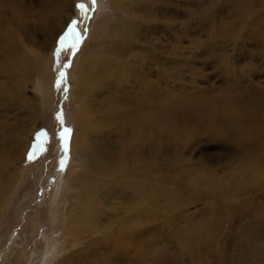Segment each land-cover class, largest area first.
I'll return each instance as SVG.
<instances>
[{"label":"rangeland","instance_id":"1","mask_svg":"<svg viewBox=\"0 0 264 264\" xmlns=\"http://www.w3.org/2000/svg\"><path fill=\"white\" fill-rule=\"evenodd\" d=\"M242 1L121 0L129 13L109 0L94 5L89 0H14L18 11L9 8L3 16L7 30L14 36L26 34L27 42H33H28L31 57L49 64L37 72L38 90L28 83L13 105L6 104L19 94L0 75V176L13 178L10 186H0V264H264V108L259 101H264V0L250 3V15L238 16L235 10L239 3V9L244 7ZM79 3L88 7L87 18ZM58 12L65 13L59 24H65L62 37L76 20L80 43L73 51L75 37H69L51 57L52 47L45 42L54 38L49 30ZM150 14L149 32L134 31L132 25L140 29L137 22L142 15L150 20ZM104 26L107 35L99 44L105 49L93 72L109 78L111 88L91 93V115L111 120L100 135L94 134V144L104 162L135 170L131 179L144 183L149 198L141 205L122 191L102 194L99 222L82 227L81 241H74L68 219L82 197L75 188L83 173H92L71 147L80 111L69 91L77 56L96 44ZM94 55L90 51L86 60ZM49 66L51 81L44 76ZM144 77L164 92L161 127L135 133L141 128L136 110L146 98ZM48 86L51 99L41 106L39 98ZM251 97L255 99L248 103ZM224 100L227 106L233 101L247 106L241 117L257 115L250 123L257 134L237 137L222 119L214 123L201 117L205 108ZM195 112H200L198 120ZM32 121L21 165L14 158L16 143ZM185 121L187 137L182 139L177 126ZM93 123L96 129L99 123ZM65 128L70 130L65 134L67 155L61 140ZM143 145L144 159L129 158ZM113 178L108 181L117 188ZM119 183L133 191L141 188L128 180ZM132 207L143 209L135 215L128 210ZM119 236L120 249H114L111 240Z\"/></svg>","mask_w":264,"mask_h":264},{"label":"bare ground","instance_id":"2","mask_svg":"<svg viewBox=\"0 0 264 264\" xmlns=\"http://www.w3.org/2000/svg\"><path fill=\"white\" fill-rule=\"evenodd\" d=\"M253 1L254 0H243L241 2V4L244 6L242 9L238 8L240 3L237 4L235 14L238 16H241L242 14L250 15V12L248 11V8H249L248 6ZM120 2L121 0H109V3L112 4L114 7L118 8L119 11L121 8L122 9L121 12L128 11L129 13H131V9L126 8L125 4L121 5ZM11 3L12 5L9 4L8 1L6 2L4 0H0V68L2 69V71H0V75L2 79L5 78L6 80H9L14 94L15 95L19 94V95L9 100L6 104L7 106L12 104L16 100L19 101L20 93H24L25 88L27 87L28 83L32 82L33 86H35V89L38 90L37 86L39 85V75L37 74V72L39 71L41 67L47 66L49 64V61L47 59H39V58L31 57V54L33 52L30 51L28 47V42L30 43H33V42L30 38L28 39V42H27V39L24 37L26 34L21 33L22 35L20 36H14L10 32V29L7 30V27H9L10 25L8 24V22H6V20L3 19V16L8 13L9 8H12L18 11L14 0H11ZM18 8H19V5H18ZM141 13H143L142 10H141ZM58 14H59V17L56 19L54 27L49 30V33L54 35V38H52V40L49 39L48 42H45L47 46L52 47L51 57L54 56L55 52H59L62 49L61 46H63L61 45V39H62V33L65 30V27H64L65 24H62L60 26L59 24L65 21V13L58 12ZM152 17H153V14H150L149 15L150 20H149V19H146L144 15H142L141 17L142 20L137 22V25L140 26V29H138L133 24L132 26H134L133 27L134 31L136 30L137 32H139L145 28L146 32H149L150 27L148 23H150V21L152 22ZM23 28L19 27V29H23ZM241 31H242V26L237 31L236 35H239ZM129 32H131V30L128 32H124V33H129ZM106 35H107V28L104 26L101 29L98 36L96 37V40H95L96 44L90 46L89 48L86 47L87 49L84 48L83 50L86 49V51L80 52V54L77 56V63L74 68L73 77H71L73 83L70 85L69 95L72 98V100L77 104V106L79 107V111H80L79 116H77L78 119L76 122V126L74 128L75 129V134L73 135L74 138H72L73 140L71 139V142H72L71 147H72L74 154L79 156L80 160L83 161V165L86 168V171H89V174L92 173L91 175H86V173L85 174L81 173L83 177H81L80 176L81 174H80L79 175L80 178L76 176L79 178L78 184L80 186L76 188L74 187V188H75L76 193L82 197L78 198V202L75 203V207H76V212H74L75 214L70 215V216L68 215L69 217L73 216V218L70 219L67 216L69 218L68 221L69 220L72 221L71 227H73V230L69 231L68 234H69V237H71L74 241H79V240L81 241L82 235L81 236L79 235L83 232L82 227L86 226L89 229L91 226L97 225L96 222L99 220V217H100L99 215L101 214L100 208H99L100 206L99 201L101 199L100 196L102 197V194L107 193V195L111 196L113 192L114 194H116L122 191V194L124 195L125 198H127V200H130L133 204L136 203V204H141V205L146 203L147 197L149 198V194L145 188L144 183L142 181L138 182L137 179L135 178L131 179L133 173L136 172L135 170L130 169V171H127L125 168L126 167L125 165L123 166L121 164L114 165L112 163L113 161L104 162L103 154L100 153L99 150L97 149L99 148V146L97 147L94 144L96 138H98L94 134L96 133L100 135L101 131H103V129H105L108 126L107 124L111 120V119L96 120L97 117H94L91 115L92 111H91V100H90V95L95 90L99 89V90H104V91H110V88H111L109 78H104L103 80L101 79L100 75L96 76V73L94 74L93 72L97 70L96 67L98 66L97 59H99L98 57L99 53L101 52V50L105 49L103 48V45L100 47L99 43L101 42L102 44L104 43ZM260 39L264 40V36H260ZM109 48L114 51H116L117 49L115 45H111ZM90 51H93L95 53L94 55L95 59L92 61L90 59L86 60V58L90 54ZM120 67L123 68V65L121 64ZM50 68H51L50 66L47 67L46 72L44 73V76H47L49 81H51L52 79V77L48 76L49 75L48 73L50 72L49 71ZM139 77L143 78V75ZM159 79H162V76H159ZM143 80H146L145 77L144 79H142V81ZM125 81H128V77L125 78ZM146 82L148 81L146 80ZM142 85H143V93L146 95V98L143 103L139 104L136 110L137 116L135 120L137 123V127L140 125L141 128L135 133H139V131L145 132L146 127L160 129L161 127L160 120L163 114V111L160 107V102H161L162 97L164 98V92H162L161 88H157V86H155L156 84L153 82H148L146 84L142 83ZM39 93L41 92L39 91ZM51 95H52V91H51L50 86H48L47 93L45 94V96H42L39 98V100L41 99L40 100L41 106H42V103L43 105L49 103L51 99ZM254 99L255 98L251 97L247 100V102L252 103ZM154 101L158 104H156ZM225 101L226 100H224L223 103L219 102V103L212 104L210 108H205L201 113V117L205 119H213L214 123L222 119L223 125L224 124L228 125V128H230V130L236 136L238 134L239 137L241 136L252 137L255 134H257L254 132V129H252L253 127L251 128V125H250L251 119L252 118L255 119L254 117L255 116L257 117V115H246V116L241 117L243 115V112L247 109V106L243 105L242 103L236 102V101H233L234 104L230 103L231 105L227 106ZM259 101L263 104V108H264V101L262 100H259ZM148 110L149 112L148 114H146ZM261 114H264V109ZM197 115H199V117L196 118L198 120L200 118V112L199 113L195 112L194 117ZM246 118H250L249 121L245 125H240L243 119L245 120ZM35 122L36 121L34 122L32 121L30 123L29 128L23 129V134L19 137V140L16 143V151L14 154V158L17 161L16 163L19 162V164L21 165L26 159L25 152H28L26 150L29 149L28 147L29 143L27 140L28 134L31 131H33L32 126H34ZM93 122L99 123L96 129H94ZM187 124L188 122L185 121L181 128L177 126V135L182 139H186L187 137V135L184 134V132H182L184 129H186L185 127L187 126ZM156 129H154V132H157ZM221 129L224 130L225 128L222 127ZM230 130L229 132H231ZM219 131L220 130H217L215 134H217V132ZM24 134L26 135L25 139L23 138ZM137 148L139 149V151H137L138 150ZM144 148H145L144 145L135 147L134 151H132L129 158L132 157L135 160L137 159L138 160L137 162L141 160V156H142V159H144L145 155H142V153L146 154V152H143ZM140 149H143V150H140ZM123 153L124 152L120 153V156L125 159L126 157H124ZM7 159L9 161V157ZM132 167L134 168V165ZM143 169L146 170L147 168H143ZM138 171L140 172L141 170H138ZM85 175H86V179L83 180L82 178H84ZM110 177H114L117 179V188H116V184L111 185L112 183L108 181ZM145 177L143 178L145 179ZM74 179H73V182H74L73 184L77 183L76 181H74ZM87 179H89V181H86ZM133 179L136 180L137 182L133 181ZM12 180L13 178L10 181H8V179L5 176H0V186L2 182H4V185L8 187L11 185ZM123 180H128L131 182L132 186L135 184L137 186H140L141 188L139 190L135 189L134 191L129 190L126 188V185L130 187L129 184L122 185L119 183V181H123ZM115 188L117 190H115ZM142 209L143 208L137 207V209H135L132 207L128 210H131L134 212L135 215H138L140 214L141 212L140 210ZM70 213L71 212H69V214ZM94 229H96V227ZM86 236H88V234ZM121 240L122 239L120 236L113 239V241L111 240V243L113 244L114 249H120L119 248L120 242L123 241ZM129 245L131 246V244Z\"/></svg>","mask_w":264,"mask_h":264},{"label":"snow or ice","instance_id":"3","mask_svg":"<svg viewBox=\"0 0 264 264\" xmlns=\"http://www.w3.org/2000/svg\"><path fill=\"white\" fill-rule=\"evenodd\" d=\"M89 2L91 4H95L96 0H89ZM78 9L80 10V14L82 17L87 18V14L89 12L88 7H86V5L84 3H79L77 4ZM78 21L73 20L71 25L68 28V31L65 33V36L62 37L61 39V45L64 44L65 40H67L69 37H75V42L71 44V48L73 49V51H75V49L77 48L78 44L80 43V37L79 34L76 32V25H77ZM61 78L64 77V73L61 72ZM70 130L69 129H64L63 132L61 133V140H62V147L64 149L65 155H67V137H66V133H68ZM33 154L29 155V160H31L33 158ZM61 167H63V158L61 160Z\"/></svg>","mask_w":264,"mask_h":264}]
</instances>
